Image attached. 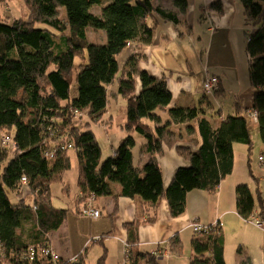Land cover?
Listing matches in <instances>:
<instances>
[{
	"label": "trees",
	"instance_id": "16d2710c",
	"mask_svg": "<svg viewBox=\"0 0 264 264\" xmlns=\"http://www.w3.org/2000/svg\"><path fill=\"white\" fill-rule=\"evenodd\" d=\"M238 1L247 23L254 27L246 41L251 106L241 109L236 100L231 114L221 117L217 111L221 121L215 127L202 107L211 106L204 92L193 106H171L165 80L141 70L136 53L123 65L118 61L130 46L150 45L158 21L183 30L181 25L188 24V0H171L170 8L156 0H23L26 19L9 21L0 16V132L10 136L16 147L12 151L0 143V264H50L48 258L30 260L28 251L51 246L48 234L64 224L68 212L80 215L78 206L93 199H137L138 216L148 223L155 220L162 202L172 218L179 217L189 192L213 194L232 172L234 144L247 146L250 153L247 114L255 116L264 143V0ZM209 8L220 12L221 4L216 1ZM88 28L102 30L105 44L88 43ZM112 84L126 100L125 122L120 125L126 135L112 155L101 160L91 125L102 123ZM213 94L220 95L221 89ZM159 112L167 118L162 120ZM194 133L199 140L192 148L185 136ZM135 134L144 141L140 154L145 161L140 166L133 163ZM165 147H172L188 162L175 170L167 186L158 164ZM71 154L77 160V197L71 208H56L51 187L59 184L62 194L69 196L64 175ZM24 188L31 194V204L21 198ZM9 193L16 199L12 201ZM235 212L244 221L257 213L264 229V210L256 212L247 184L235 187ZM219 224L204 226L208 227L205 233L192 232L189 264H225ZM123 247L124 264H159L162 258L159 249L134 252L135 242ZM166 249L180 255L182 241L171 238ZM238 253L237 264H252L249 256ZM84 258L80 253L76 261L60 256L59 261L84 264Z\"/></svg>",
	"mask_w": 264,
	"mask_h": 264
},
{
	"label": "rangeland",
	"instance_id": "374dc122",
	"mask_svg": "<svg viewBox=\"0 0 264 264\" xmlns=\"http://www.w3.org/2000/svg\"><path fill=\"white\" fill-rule=\"evenodd\" d=\"M160 1L161 0H158L156 4H158ZM164 1L169 2V0ZM208 10L213 9L208 7ZM93 12L98 13L99 9L97 7H94ZM64 14V10L61 9L60 18H64ZM0 16L11 21L12 19L19 18L26 19L28 13L25 9L23 0H2V2L0 3ZM198 25L200 26V29L198 31L200 34H202L203 40H207V38L211 34L205 32L207 28V22L203 25L201 20H199V22H196V28L194 29L195 32H197ZM181 26L183 30L184 27H186V31H188L190 28L189 23L186 26L184 24H182ZM36 27L41 29L45 28L43 25H37ZM231 28L232 29L230 31L229 29H227L226 31L217 32V36L221 34V37L219 39L216 36L212 38L210 59L208 61V65L215 71H218V73L216 74L224 81L225 90L220 100L221 103L219 104L223 115H228L233 112L232 105L234 107L233 102L238 100L237 98L239 94L240 96L244 95L243 98L249 96L250 102L252 98V90L248 78V57L246 54V41L247 36L251 33L254 27L247 23L242 6L236 9ZM188 34L189 35L185 34V36L179 38L178 40L181 39L179 42L173 43L170 46L169 50L170 53L180 62V64L184 65V70L186 71L187 66L194 67V64H200L199 58H196L197 62H189L191 60L190 58L193 56V53L190 52V49H192L191 44L193 43L191 40L193 39L194 34L192 35L190 32ZM86 38L88 40V43L91 44L103 45L106 42L105 34L102 30H92L88 28L86 30ZM194 39H197V37L194 36ZM203 55L204 52L202 53L201 58L203 57ZM183 59L188 60V62L184 61ZM213 59L215 60L213 61ZM211 60L213 61V64L218 65H213L211 63ZM75 64H79V60H76ZM74 77L75 72L73 74V78ZM113 89H117L116 84L115 86H113ZM201 95L199 96L200 98ZM108 100L109 103L107 112L102 119V123L91 125V130H93L101 150V160H105L109 156H111L119 140L126 135L120 130V125L125 122V98L122 95L117 94V92H114V94H111L109 96ZM197 103L198 99L195 104ZM210 104L213 106V108L211 109L209 108V106L207 107V105L202 104L203 110L206 113V118L209 120H215L216 123H219V119L216 117V112L219 110V105L216 104L211 98ZM246 119L251 136L252 149L250 153H248L247 146L237 143L234 144L236 154L235 156L233 154L232 173L227 175L221 183V200L224 199L223 204L224 206H227L226 204L229 198V207L230 205L234 207V213H236L235 199L233 198V193H230V189L232 185L236 187L239 184H247L255 203L256 212L261 211V209L264 210V167L258 161V157L260 155L263 154L264 156V143L261 142L258 135V130L252 123L250 115L247 114ZM2 136H4V133L0 132V137ZM139 137V135L135 134L136 145L133 148L134 165L138 164L141 155V145L144 142L142 141V138H140L141 140H139ZM70 156V169L64 175V182L70 190V199L62 194L61 185H52V205L56 208H71V202L77 192V160L73 154H71ZM229 183L231 184V186L229 187V189H227V185ZM205 195L209 194H207L206 192ZM213 195L214 194H211V199H214ZM9 197L12 201L16 199L15 196L11 193H9ZM21 198L27 204H31L32 197L26 188L22 190ZM192 201H194L195 203H192ZM188 202V207L191 209L192 207L198 208L200 204L207 203L205 200H199L197 198L188 199ZM214 211L215 210L213 207L211 213L213 214ZM138 213H140V211H138ZM234 217L228 216L227 218H222V216H219L214 219L215 222L220 221L219 225L222 231L224 263L237 264L238 260L241 258V255L238 252H241L242 254L247 255L251 258L252 264H263L264 229L259 225L257 213L248 221H244L241 218H238L236 220L234 219ZM78 219L83 220L79 222ZM226 219H229V221L227 222ZM100 221H105V223H108V218L104 215V213L101 215ZM93 223V220H90V218L85 216L83 213L80 217H78L73 212H68L61 230L51 235L52 242L55 244L56 249L58 251L62 250V254H64V250L66 246H68L72 252L71 257H75L83 251L85 257L84 264H124V249L122 248V256L117 262V255L115 254L117 248L115 247V245L110 244L109 251L105 252L104 250L107 248L104 247L103 244L101 245V242H97L98 238H92L91 243H89V246H87L85 250L82 248L78 249L81 243V234H86V236H88L91 225ZM191 236V230H186L181 233L180 238L183 244L182 253L180 255H175L169 252L167 258L159 260V264H189V258L192 255L190 246ZM113 238H116L114 239L115 241H117L116 243L119 242V237L115 235V237Z\"/></svg>",
	"mask_w": 264,
	"mask_h": 264
},
{
	"label": "crops",
	"instance_id": "0c3cea01",
	"mask_svg": "<svg viewBox=\"0 0 264 264\" xmlns=\"http://www.w3.org/2000/svg\"><path fill=\"white\" fill-rule=\"evenodd\" d=\"M216 1H219V3L221 4V11L218 12L215 10H208L210 4ZM158 5L164 8H170L171 0H169V2L161 0L158 3ZM240 6L241 4L238 0H188L186 20L187 23L190 24L189 31L182 33L181 31L183 30L180 29L179 27H175L173 24L168 22L158 21V25L155 28V34L152 43L148 46H144V45L130 46L129 48L124 50L123 53L120 54V56L118 57V61L120 65H123L126 63L130 55L136 53L140 59L139 67L141 70L145 71L151 77L165 80L167 88L170 91L172 97L170 104L171 106L195 105L197 99L198 100L200 99L199 96L201 94L203 95L202 83L204 79L208 76H215L219 79L218 88L221 89V94L220 95L211 94L206 96L209 99V101L211 98L212 100H214L216 104L219 105L221 103L220 100L224 94L225 87H224V81L216 74L218 73V71H215L212 67L208 65V61L210 59L212 38L216 36L219 39L221 37V34L217 36L218 34L217 32L226 31L227 29H229L230 31L232 29L231 24L233 23L236 9L240 8ZM198 19L202 21V25L207 22V28L205 32L211 33L210 36L205 41L203 40L202 34H200L198 31L200 29V26L199 25L197 26V32H195L194 30L196 28V22H199ZM189 32L192 35L194 34L193 39L191 40L193 43L191 44L192 49H190V52L193 53V56L190 58L191 60L189 62L191 61L197 62V59L199 58L200 64L193 63L194 67L187 66V71H186L184 70L185 69L184 65L180 64V62L170 53L169 50H170V46L173 43L179 42L181 39L180 40L178 39L185 36V34L189 35L188 34ZM194 36H196L197 39H194ZM203 52L204 55L201 58ZM183 60L188 62V60L186 59ZM214 60L215 59H213V61ZM213 61L211 60L212 64ZM213 65L217 66L218 64H213ZM113 86H115V84L110 85V90H109L110 92H112V94H114V92L116 91L113 89ZM139 90H140V84L139 81L136 80V93ZM243 96L244 95L240 96L239 94L237 98L239 107L241 109L249 108L251 106L250 97L248 96L246 98H243ZM209 108H213V106L211 105ZM218 111H220L219 113L220 115H222L221 117L225 116L222 113L220 105ZM160 114L162 120H165L167 118L165 113L160 112ZM216 117L219 119L220 122L221 117H219V114H217ZM210 121H213L212 123H214L213 124L214 127L218 125V123H216L215 120H210ZM252 123L255 125V128H257V124L255 120L252 119ZM185 138L187 141L188 140L191 141L187 143L188 146L192 148L197 146L195 144L199 140V138L196 133L190 136H185ZM139 140H141L140 137ZM163 150H164L163 155L160 158H158V164L162 172L163 184L164 186H167V184L170 182L171 178L173 177L175 170L179 167H186L188 165V162L184 160V158L178 156L172 147H168V148L165 147ZM233 154L234 156L236 154L234 146H233ZM144 161H145L144 158L140 155V159L137 165L138 166L142 165ZM221 183L217 191L213 193L214 199H211L212 193H207L209 195H205L206 194L205 191L194 190L195 192H199V193H195L194 191L188 193L186 197L187 200L186 209L184 213L177 218H172L169 215L167 204L165 202H162L158 209V214L152 223H148L145 220V217L138 216L139 201L137 199L118 198L114 200L111 197H101L98 199H93L91 201V205L95 209L99 210L100 216L95 220L90 219L93 220L94 223L91 225L88 236H86V234H81L80 237L81 243L78 249L82 248L85 250L87 246H89V243H91L92 238H98L100 239V241L97 240V242H101V245L103 244V246L107 248L104 250L105 252L109 251L110 244L115 245V247L117 248V251L115 253L117 255L116 261L118 262V260L122 256V248H124L123 244L126 242L127 243L135 242V247H133L134 252L136 251L153 252L159 249L158 251L162 255L164 252L165 253L167 252V255L162 256V258H160L159 260L165 259L169 255V252L166 249L169 240L176 236L180 238L181 233H183L186 230H190L188 228L190 224L197 223L202 226H209L213 224L215 222L214 219L219 216H222V218L224 217L227 218L228 216H233V217L235 216L234 219L236 220L239 218L237 217L236 213L233 212L234 207L231 205L229 207L230 204L229 198L226 204L227 206H224L223 204L224 199L221 200V187H222ZM230 186L231 184L229 183L227 185V189H229ZM234 187L235 186L233 185L231 186L230 193H233V198L235 199ZM115 189L117 190L116 186ZM68 191H70L69 188ZM76 194L73 201L77 197ZM68 198L70 199V193ZM194 198H197L199 200H205L207 203L200 204L198 208L192 207L191 209L188 207L189 206L188 199H194ZM192 203L195 202L192 201ZM83 206L84 205L78 206V210L80 212L83 211L86 205L84 206V208ZM213 207L215 211L212 214L211 212L213 210ZM103 213L108 218L107 221L108 223H105V221H100L101 215ZM81 214L80 215L76 214V215L80 217ZM82 220L83 219H78L79 222ZM226 221L228 222L229 219H226ZM61 228L62 226L57 231L50 232L48 234L50 245L59 254V256L62 259L71 260L73 258H76L80 253H83V251L80 252L77 256L71 257L72 252L68 246H66L64 250V254H62L63 251L62 250L58 251L56 249L55 244L52 242L51 235L54 234L55 232H59ZM129 229H131L132 232H129ZM115 235L119 237V242H118L119 244L116 243L117 241L114 240L116 238H113L115 237Z\"/></svg>",
	"mask_w": 264,
	"mask_h": 264
},
{
	"label": "built area",
	"instance_id": "2783aa9c",
	"mask_svg": "<svg viewBox=\"0 0 264 264\" xmlns=\"http://www.w3.org/2000/svg\"><path fill=\"white\" fill-rule=\"evenodd\" d=\"M218 86H219V79L215 76L206 77L202 83V89L206 95H211L214 92H216L218 90ZM251 119L255 120V116L251 115ZM0 143L3 146H8L9 148H11L12 151L16 150V147H15L14 143L12 142L10 136L1 137ZM258 161L264 167V156H263V154L258 157ZM21 181H22V184L26 183L24 178H22ZM82 213L85 216L89 217L90 219H94V220L99 218V216H100L99 210L95 209L91 205V201L88 204H86ZM188 228L193 233H196V234L205 233L206 231H208V227H204V226L197 224V223L190 224L188 226ZM27 254H28V258L30 260H32L36 256L38 258H48L50 261V264H62L59 261L60 259H59L58 253L51 246H48V247L40 246V247H37L34 249H30ZM166 255H167V252L166 253L164 252L162 256H166ZM71 261H76V258L71 259Z\"/></svg>",
	"mask_w": 264,
	"mask_h": 264
}]
</instances>
